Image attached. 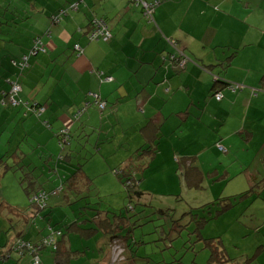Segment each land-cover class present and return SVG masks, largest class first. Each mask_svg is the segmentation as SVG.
Wrapping results in <instances>:
<instances>
[{
  "label": "crops",
  "instance_id": "1",
  "mask_svg": "<svg viewBox=\"0 0 264 264\" xmlns=\"http://www.w3.org/2000/svg\"><path fill=\"white\" fill-rule=\"evenodd\" d=\"M75 1L47 0L39 6L33 0L22 16L24 23L8 25L9 34H22L25 42L20 51L5 42L8 46L0 52V134L9 133L10 143L14 132L32 135L48 149L54 140L59 145L58 132L66 130L68 165H58L59 173H52L56 165L50 151L46 161L51 167L42 174L52 189L68 182L59 194L67 190L69 197H84L86 183L77 185L84 177L78 171L85 170L84 153L73 152V131L85 133L84 124L97 128L96 121L105 119L117 122L116 127L132 123L123 134L147 127L146 135L138 132L130 141L150 147L143 160L151 170L176 164L180 156L182 169L212 165L220 173L214 181L226 187L259 188V197H242L236 205L257 198L256 233L264 235V0H159L150 14L137 0H80L78 6ZM61 7L66 9L58 13ZM93 20L105 22L110 39L91 38ZM7 27L0 26L2 34ZM37 35L41 49L31 54L27 67L18 68L12 60L30 51ZM9 79L22 86L17 107L11 104ZM219 92L221 99L216 98ZM97 101L106 107L101 109ZM40 105L45 110L39 116L27 114L28 106ZM21 122L19 131L14 126ZM213 154L216 161L201 165L193 160ZM140 166L141 160L134 159L126 169ZM70 186L76 188L71 191ZM81 206L77 204L75 214ZM78 233L82 231L64 234L58 252L47 247L52 254H41L43 264L71 262L76 256L72 235ZM33 234L36 242L44 237ZM109 241L105 237L103 245L108 247ZM103 250L98 262L107 264L109 247ZM3 251V259L11 260L0 264H33L31 255Z\"/></svg>",
  "mask_w": 264,
  "mask_h": 264
},
{
  "label": "rangeland",
  "instance_id": "2",
  "mask_svg": "<svg viewBox=\"0 0 264 264\" xmlns=\"http://www.w3.org/2000/svg\"><path fill=\"white\" fill-rule=\"evenodd\" d=\"M37 1L39 6L47 2V0ZM79 1L76 0L74 5L78 6ZM137 1L147 9L154 8L153 3ZM32 2L33 0H0V26L7 27L12 23H24L22 16ZM48 2H54V0H48ZM10 28L11 26H8L3 34L0 29V52L3 47L5 51L8 43L12 44L15 51H20L24 47L25 36L10 35ZM8 55L10 56L9 53ZM217 95H222V93L219 92ZM96 122L97 128L94 124L90 126L84 124V127H88L85 133L73 131V152L83 151V162L85 163V170L80 172V175L84 177L80 178L82 182L77 185L86 183L84 190L87 193L86 196H98H94L95 199L92 201L98 203L96 207L99 210L108 211L110 215L117 210L118 213L122 212L136 219L139 215L136 214L137 211L143 210L140 214L142 217L139 221L136 220L133 230L138 240L134 247L135 249L139 247V262H150V264H264V235L256 233V228L260 225L258 221L260 214L257 209L260 206L255 201L257 198L245 200L239 206L235 202L236 207H229L225 212L222 210L228 205L226 204L228 200L222 201V199L230 197L234 201L236 196L250 188L243 190V187L233 188L232 184L226 187L225 183L215 182L214 179H218L220 173L215 174L212 165L198 169H182L184 163L182 157L179 156L180 162L176 164L167 168L157 167L152 171L141 173L145 177L142 180L143 186L140 188V193L134 199H130L122 183L121 174L117 175L114 169L120 166L126 169L134 159L141 160V169L143 157L149 153L147 151L150 147L140 148L135 141H130L131 137L138 135L139 131L136 128H130L128 134H123V128L129 127L132 123H123L116 127L117 122L114 120L105 119ZM23 124L24 122H21L19 126L14 127L15 129L19 127L20 131ZM26 127L30 126L26 125ZM147 129L144 127L139 133L146 135ZM139 138L143 139L142 136ZM54 141L55 144L47 149L46 146L41 148L37 139L32 135L26 137L22 132H14L10 143L9 133L0 134V249L8 248L21 234L32 239L33 231L37 234V238L41 234L48 237L52 233L57 238L58 230L69 233L70 225L74 221H79L84 228L85 235L83 232L72 235L75 242L73 254L76 256L72 257V261L67 264H100L98 261L104 256L103 249L106 251L108 249L103 245V240L107 235L101 230L98 232L90 229L91 227L98 228L97 224L90 221L82 222L83 218L80 216L84 214V208L77 210L78 215L74 213L77 204L86 205L87 197H69L68 194L72 193H67L65 190L62 194L51 195L49 207L45 206L43 210L31 203L30 195L34 191L41 187L47 191L52 189L42 174L45 168L51 167L46 160L50 156V151L54 155L52 160L55 163L56 159L65 153L59 145H56V140ZM48 143L46 142V145ZM222 155L224 159H228L227 155ZM216 159V154H213L208 158L199 156L193 160L201 162L202 165L205 160L216 161ZM251 190L248 196L259 197V188H251ZM75 193L78 191H74L73 195ZM72 199H75L76 203L69 205ZM129 203L136 209L127 212L126 207ZM35 217L36 223L28 225V220L35 219ZM104 218L106 219V214ZM254 247L255 250L249 253ZM51 251V248H43L41 253L42 255L44 252L52 254ZM10 260L5 261L1 258L0 262Z\"/></svg>",
  "mask_w": 264,
  "mask_h": 264
},
{
  "label": "trees",
  "instance_id": "3",
  "mask_svg": "<svg viewBox=\"0 0 264 264\" xmlns=\"http://www.w3.org/2000/svg\"><path fill=\"white\" fill-rule=\"evenodd\" d=\"M240 1H243V0H240ZM152 3L155 4L154 5V8H155V7L158 6L160 1L156 0L155 2H152ZM73 4H74V2H73ZM65 9H66V7H61L58 10V13L64 12ZM153 9H147L146 10V14H147V12L153 11ZM96 23H97L96 20L92 21L91 25L93 26V28L96 27ZM102 36L103 35L97 34V36H96L97 38L96 39H99V37H102ZM41 38L42 37L40 35H37L34 38V44L31 46L30 51L27 52L28 54L25 53L20 58H14L12 60V62L14 63V61H16V60H19V61L22 60L25 55H29V59H30L31 54H33V52L36 51L37 48H38V50L41 49V44H42ZM107 39H110V37L107 38ZM76 50H79V49H76ZM170 56H173L174 59H177L176 53H172V54H170ZM28 62H29V60H28ZM14 65L17 66L16 64H14ZM17 67L21 68L19 66H17ZM8 81L11 84H12V81L19 82L17 80H12V79H9ZM227 85H229V84H227ZM11 89H12V86H11ZM18 95L15 96V99L19 102L18 104H14L11 101V104L13 106H15V107L19 106L22 103V100L17 98ZM11 97H12V95H10V98ZM216 98H217V96H216ZM41 108L43 109L42 111H40ZM28 110H29V112L27 111V114L31 113V114H36L37 116H39L45 110V107L43 105H40V106H37V107L28 106ZM67 134L66 133L62 134L61 132L60 133L58 132V136H59V139H60L59 140V145H60L61 149H63V152H65L64 151L65 148H63L61 143H62V141H64V139H63L64 135H67ZM68 137L69 138L67 139L66 143H69L70 136H68ZM224 148L225 147H223V149ZM129 157H131V156H129ZM68 159H69V155H67L65 153L61 154L59 156V158L56 159V163H55L56 166H54L52 168V170H51L52 173L58 174L60 169H61L60 166L68 165L67 164ZM58 165H60V166L58 167ZM62 168H64V167H62ZM141 169H142V171H140ZM141 169L140 170L135 169V171L134 170H129V169L125 170L121 166L117 167L116 169H114V170H116V174L117 175L121 174L120 176H121V179H122V183L126 187L127 192L129 193V198L130 199H134V197L138 193H140V188H142V186H143V181L142 180L145 179V177L143 175H141V173L146 172V171H152L151 168L149 167L148 163H145L144 160H143V164H142V168ZM80 170L81 169H78L79 172L82 171V170L81 171ZM63 177H65V176H63ZM63 185L59 186L58 188L51 189V191H47L46 189H42V190H39V191L37 190V191L33 192L30 195L31 203L33 205L39 207L40 210H43L42 209L43 206H40L37 202H35L33 200L34 196L37 195L38 193L42 192V191H45V192H47V194H49V198H50L51 195H56L57 193L62 192L67 184L66 185L63 184ZM71 187L72 186H70L71 191H73L76 188V187H74L72 189ZM252 189H255V188H252ZM56 190H57V193L53 194L52 192L56 191ZM147 190H149V189H147ZM251 191L252 190L250 189V190H247V191H245L243 193H240L239 196L235 197L234 201L231 200L230 197H226L224 199L220 198V199H222V201L227 199L228 202H229V203L228 202L226 203V204H228V205L225 206L226 208L224 207V209H222V210L226 211L230 206H233L235 204V202L238 201V199H241L242 197H247ZM85 197H87L88 201L86 202V205H82L81 206L85 210L84 214H81V216H80V217L83 218L82 222L90 221V222H93V224H95V225L97 224L98 228L91 227L90 229H92L94 231H98V232L101 230L104 234L107 235V237L111 238V242L109 241V246H108L109 247V260H108L107 264H135V263L136 264H150V262L149 263L148 262H139V259H138L139 247H138V249H135V247H134V245H136L138 243V240L136 238L137 236L135 234H133V230H134V228L136 226L135 225L136 220L139 221V218L142 217V216H140V214L142 213L143 210L141 209L140 211H137L136 214H139V215L137 216L136 219H133L132 216H126L122 212L118 213L117 210H116V212H113L112 215H110L108 211L99 210L96 207V204H98V203H94L96 201H92L93 200L92 196L88 195V196H85ZM130 202H132V201H130ZM46 207H48V202H47V206ZM126 209H127L126 210L127 212H131V211L135 210L136 207L133 206L131 203H129L128 207H126ZM89 214H91V215H89ZM102 214H103V217H102ZM105 214H106V219L104 218ZM35 221H36V219H32L31 218V221L29 222V224L31 225L32 223H36ZM50 228H51V226H50ZM69 229H70V232H73V231L74 232H78V231H82L83 232L84 228L81 226V223L79 221H75V222H73L70 225ZM56 233L58 235L57 238L55 236H53L54 234L52 233L48 237H43L40 241H37V242L33 241V240L29 239V238L25 239L24 237H18L14 242H12L9 245L7 252H10V253H8L10 255L12 253H15V254H18V255H23V256H25V255H29L30 256L31 255L32 258L36 257V256H39V258L42 261V257H41L42 253H41V251H42L43 248H47V247H50L51 245H53L51 247H53L57 251L58 249H60L61 244L64 243V241H63L64 234H67V233H65L63 230H58ZM52 238H54V240H51ZM22 241L26 243L25 248L24 247L23 248H19L18 247V245L22 244ZM11 246H13V247L11 248ZM33 247H35V248H33ZM117 248L122 249V253H121V256L116 261H114L115 252H116ZM33 250H34V252H33ZM60 252H61V250H60ZM42 264H43V261H42Z\"/></svg>",
  "mask_w": 264,
  "mask_h": 264
},
{
  "label": "built area",
  "instance_id": "4",
  "mask_svg": "<svg viewBox=\"0 0 264 264\" xmlns=\"http://www.w3.org/2000/svg\"><path fill=\"white\" fill-rule=\"evenodd\" d=\"M155 4H152V6L154 7ZM96 27L95 29L93 30L92 34H91V38L92 39H95L97 38V34H100V35H103L105 36L106 38H109L111 37V33L108 29V27L106 26L105 22H102V21H96ZM38 49V48H37ZM76 49H80V46L79 45H76ZM28 60H29V55H25L23 57L22 60H16L14 61V64H16L17 66L21 67V68H24V67H27L28 66ZM22 91V86L19 82H14L12 81V89L10 91V95H12L11 97V101L12 103L14 104H18L19 102L15 99V96L18 95L20 92ZM222 95H217V99H220ZM98 104V106L101 108V109H104L106 107V102H101V101H97L96 102ZM43 109L41 108L40 111H42ZM62 134H67V131L66 130H63L61 131ZM69 135H64V141H62V146L63 148H66L67 146H65L67 143V139L69 138L68 137ZM53 194H56L57 193V190L56 191H53L52 192ZM33 200L35 202H37L40 206H47V202L49 200V194H47V192L45 191H42L40 193H38L37 195L34 196ZM51 240H54V238H52ZM48 243V242H47ZM21 246V247H20ZM26 246V243L22 241V244L18 245L19 248H25ZM35 248V247H33ZM32 252V251H31ZM34 252V250H33ZM121 253H122V249H119L117 248L116 249V252H115V258H114V261H116L120 256H121ZM33 264H42V261L41 259L39 258V256H36V257H33Z\"/></svg>",
  "mask_w": 264,
  "mask_h": 264
},
{
  "label": "water",
  "instance_id": "5",
  "mask_svg": "<svg viewBox=\"0 0 264 264\" xmlns=\"http://www.w3.org/2000/svg\"><path fill=\"white\" fill-rule=\"evenodd\" d=\"M4 254L3 250H0V259L2 258V255ZM3 259V258H2Z\"/></svg>",
  "mask_w": 264,
  "mask_h": 264
},
{
  "label": "flooded vegetation",
  "instance_id": "6",
  "mask_svg": "<svg viewBox=\"0 0 264 264\" xmlns=\"http://www.w3.org/2000/svg\"><path fill=\"white\" fill-rule=\"evenodd\" d=\"M12 247H13V246H11V248H12ZM11 248H10V249H11ZM5 256H6V255H5V254H3V255H2V258H3V257H5Z\"/></svg>",
  "mask_w": 264,
  "mask_h": 264
}]
</instances>
